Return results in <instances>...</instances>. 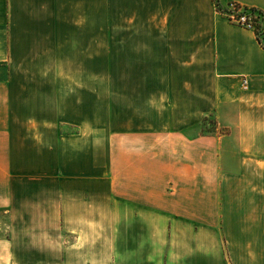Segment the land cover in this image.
<instances>
[{
    "label": "crops",
    "instance_id": "0c3cea01",
    "mask_svg": "<svg viewBox=\"0 0 264 264\" xmlns=\"http://www.w3.org/2000/svg\"><path fill=\"white\" fill-rule=\"evenodd\" d=\"M0 214V264H264L253 29L214 0H0Z\"/></svg>",
    "mask_w": 264,
    "mask_h": 264
},
{
    "label": "rangeland",
    "instance_id": "374dc122",
    "mask_svg": "<svg viewBox=\"0 0 264 264\" xmlns=\"http://www.w3.org/2000/svg\"><path fill=\"white\" fill-rule=\"evenodd\" d=\"M214 2H216V3H214L216 10L219 11L220 13L224 14L227 17L226 13H228L229 12V9H231V7L229 6L230 2L220 3L218 0H214ZM217 3H218V5H216ZM232 3H234V2H232ZM234 4H237V3H234ZM241 7L248 8L246 6H242L240 4H237V8H241ZM250 16H251V20H252L255 17V14L252 13V12H250ZM229 21H231V20H229ZM252 23H253V26H254V24H255L254 21H252ZM259 24L262 27H264L263 21L259 20ZM240 26H242V25H240ZM262 37H263V41H264V34H262ZM215 123H216V120H215V117L213 116V114H208V115H205L204 119H202V122L199 125V127L196 128V129H194V131H192V130L191 131H192V133H201V134H203V133L208 132V130H211L212 131L213 128H214ZM204 173L207 174V171H204ZM204 173L202 171V175H205ZM205 188H206L205 189L206 190L205 192L207 193L208 192V189H207L208 187L205 186ZM206 203H207V201H206ZM5 221H6V218L3 217V216H0V227H1L2 231L5 229ZM4 233L6 234L5 231H4Z\"/></svg>",
    "mask_w": 264,
    "mask_h": 264
},
{
    "label": "built area",
    "instance_id": "2783aa9c",
    "mask_svg": "<svg viewBox=\"0 0 264 264\" xmlns=\"http://www.w3.org/2000/svg\"><path fill=\"white\" fill-rule=\"evenodd\" d=\"M229 6L231 9H229V12L226 13L229 20L232 22L242 25L245 28L252 29L253 28V19L251 20L250 11L248 8H237V4H234L230 2ZM242 87H246V80H242Z\"/></svg>",
    "mask_w": 264,
    "mask_h": 264
},
{
    "label": "trees",
    "instance_id": "16d2710c",
    "mask_svg": "<svg viewBox=\"0 0 264 264\" xmlns=\"http://www.w3.org/2000/svg\"><path fill=\"white\" fill-rule=\"evenodd\" d=\"M214 3H216V2H214ZM216 5H218V3ZM248 10L255 14V17L253 18V21L255 24H254L252 29H253V32H254V35H255L257 42L260 44V46L262 48H264V41H263V37H262V34H264V27H262L259 24V20L263 21V23H264V11L257 9L255 7H249ZM204 117H203V119H204ZM208 131H211V130H208Z\"/></svg>",
    "mask_w": 264,
    "mask_h": 264
}]
</instances>
